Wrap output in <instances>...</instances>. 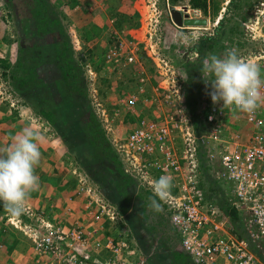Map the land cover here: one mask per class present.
Listing matches in <instances>:
<instances>
[{
    "label": "rangeland",
    "instance_id": "rangeland-1",
    "mask_svg": "<svg viewBox=\"0 0 264 264\" xmlns=\"http://www.w3.org/2000/svg\"><path fill=\"white\" fill-rule=\"evenodd\" d=\"M10 1L0 0V148L10 146L16 135L25 128H31L39 133L41 157L35 168L39 185L26 199L24 212L18 216L11 215L0 203V243L5 246L1 249L6 252V244H9L6 257L0 260V264H45L48 254H43L37 261L34 240L43 232L46 223L63 228L83 224L91 229L99 227L103 221L105 233L113 234L119 226L125 225L122 230L136 249V255L144 258L147 264H196L180 244V235L170 223L167 207L161 198L137 187L134 174L126 172L129 178L123 180L111 173L113 162L109 163L104 149L95 151L96 154L89 149L85 133L77 122L90 107L112 144L121 167L128 169L133 166L132 158L127 161L117 152L114 128H121L120 135H125V122L130 121V116L129 127L136 123L138 115L150 117L157 112L154 100L139 98L133 110L123 108L119 102L120 95L137 92L140 85L144 90L141 98L153 92L162 94L168 85L162 84L163 76L159 73L161 61L158 58H161L175 71L172 85H175L182 101L183 89L189 85L190 79L197 109L202 110L200 107L204 105L205 94L211 87V83L206 81L212 79L202 71L203 62L213 54L222 58L231 46L238 49L249 47L251 43L244 38V21L257 0H207L204 7L191 6L189 0H152L158 10V30L151 38L146 37L145 26L151 0H76L83 9L81 16L76 18L71 15L70 0ZM36 8L40 13L61 18L73 51L75 72L86 86L84 99L67 98L66 87L60 83V78L67 77L70 83L75 75L70 77L71 74L58 64L54 50L55 40L61 42L63 38L56 31L54 34L49 31L42 37L34 35V24L39 16L33 13ZM188 17L203 18L205 23H183L182 19ZM119 21L123 24L119 25ZM51 28L53 30L54 26ZM106 29L110 33L107 40ZM193 34L199 39L192 40ZM202 36H219L221 40L215 44L217 53L198 56L194 46ZM36 40L41 44V53L32 52ZM118 41L128 51L132 43L138 45L136 61L139 63L135 67H141V81L135 71H130L134 69L132 64L124 67L114 59L105 58L107 53L112 54V50L119 48ZM19 60L21 66L15 68ZM23 74L31 77L26 86L29 91L19 92L15 81ZM41 108L51 110L54 122L39 113ZM102 109H106L108 114L109 129ZM121 118L124 122L118 126ZM232 121V129H239L243 123L242 115L235 116ZM243 130H250V125L245 122ZM202 153L217 185L226 197L233 199L230 183L216 177V163L208 159L204 150ZM202 180L205 185L207 182L203 175ZM82 181L93 187L94 196L125 215L126 222L94 219L92 216L98 207L84 190H79ZM153 200L159 205V210L151 207ZM89 201L90 207L86 205ZM8 217L14 222L7 220ZM38 226H41L39 231L36 230ZM29 227L33 231L30 232L32 228ZM17 237L21 239L19 244ZM9 241L14 244L11 246L15 251ZM259 258L264 262V257Z\"/></svg>",
    "mask_w": 264,
    "mask_h": 264
},
{
    "label": "built area",
    "instance_id": "built-area-1",
    "mask_svg": "<svg viewBox=\"0 0 264 264\" xmlns=\"http://www.w3.org/2000/svg\"><path fill=\"white\" fill-rule=\"evenodd\" d=\"M148 11L146 37L151 38L158 30V10L152 0ZM243 29L244 38L251 44L244 49L230 45V49L237 51L241 59L257 63L264 79V0L255 2ZM136 47V42L131 44L130 51L119 45L105 58L114 59L122 66L132 64L135 70L130 71H135L141 81V67H135L139 63L136 61ZM158 59L161 61L159 73L163 76L162 84L168 85L162 94L153 92L141 98L144 90L140 85L137 92L119 97L123 108L130 110L138 98L154 100L157 112L150 117L138 115L131 127L130 116V121L125 122V135H120L121 128H114L117 152L127 161L133 160L130 170L123 168L124 171L134 174L137 187L150 194H154L152 185L155 180L162 175L172 177V187L166 198L161 200L167 207L170 223L180 235V244L196 264H264L259 258L264 257V104L249 113L223 107L222 101L213 104L210 97L200 107L206 112L202 122L198 121L197 129L193 115L172 85L176 76L174 69L166 60ZM261 92L264 95V89ZM101 113L108 123L106 109ZM237 115H242L243 123L239 129H232V119ZM119 122L118 126H122L124 121ZM245 122L250 125L248 131L243 130ZM109 126L110 123L106 127L109 129ZM203 150L208 159L216 163V177L230 183L233 199L229 201L242 214L246 237L230 230L227 216L207 194L200 167ZM79 190H84L98 207L92 216L94 219L124 222L125 215L94 196L93 187L88 183L82 181ZM91 201L86 203L88 207ZM7 220L12 221L11 217ZM104 225L103 221L99 227L90 229L83 224L63 228L46 223L43 232L34 240L35 253L38 254L36 260L48 254L45 264H147L144 258L136 255V249L122 230L125 225L119 226L113 234L105 233ZM40 228L38 226L36 230ZM93 252L99 254L94 255Z\"/></svg>",
    "mask_w": 264,
    "mask_h": 264
},
{
    "label": "clouds",
    "instance_id": "clouds-1",
    "mask_svg": "<svg viewBox=\"0 0 264 264\" xmlns=\"http://www.w3.org/2000/svg\"><path fill=\"white\" fill-rule=\"evenodd\" d=\"M195 34L192 40H198ZM202 71L212 77L213 104L222 101L223 107L242 112H253L264 104V79L260 66L241 59L235 50H229L222 58L211 55L203 62ZM210 99V98H209ZM39 133L25 128L16 135L10 146L0 148V203L14 216L25 210V201L39 185L35 168L40 162ZM172 187V177L162 175L155 180L152 189L155 196L166 198ZM151 207L159 210L155 200Z\"/></svg>",
    "mask_w": 264,
    "mask_h": 264
},
{
    "label": "trees",
    "instance_id": "trees-1",
    "mask_svg": "<svg viewBox=\"0 0 264 264\" xmlns=\"http://www.w3.org/2000/svg\"><path fill=\"white\" fill-rule=\"evenodd\" d=\"M171 1H176V0H171ZM4 2L11 3L10 0H4ZM189 3L191 6L204 7L207 4V0H189ZM70 7H71L70 12H71L72 17L76 18V17L81 16L83 9H81L80 4H78V2L76 3V0H70ZM33 13L39 15L34 24V35L36 37L38 36L42 37L44 34H46L49 31H52V33L56 31L63 38L61 39V42L58 40H55L56 45H55L54 50H55L56 56L58 57V64L62 65L67 73L71 74L70 77H73L75 75L74 81L70 83L67 81L66 79L67 77L60 78V83H62L66 87L65 94L67 95V98L73 99V98L80 97L84 99L85 94H86V86L83 83V81H81V77L75 72L77 70V67L76 65L73 64V61H74L73 51L65 35V30L63 28L61 18L59 17V15H58V18L57 16L50 17L45 12L44 13L41 12L42 13L41 14L37 8L33 10ZM113 13L117 15V12L114 11ZM118 24L122 25L123 21H119ZM53 26H54V29L52 30L51 27ZM219 40H221L219 36L216 38L213 36H204V37L202 36L198 44L194 46V49L197 50L198 56L200 57L201 55H204V54L208 55L207 53H212V52L217 53V48L215 47V44ZM33 49H34L32 51L33 53H36V52L41 53L42 48L38 40L34 41ZM17 64L18 66H16L15 68L21 66L20 65L21 60H19ZM194 67H195V64L192 68ZM194 70L196 71L197 69H194ZM31 74H33L32 71H31ZM65 75L66 74H64V76ZM30 78H31L30 75H27V74L26 76L24 74L18 76L17 80L15 81V87L18 89L19 92L27 90L26 86L29 84ZM188 81H189V85L185 88L186 90L183 89L184 90L183 91L184 102H185L187 109L193 115L195 127H197L198 129L199 125L197 123L198 121L202 122V119L206 111L205 109H202V110L197 109V104L195 103L196 97L194 96L195 93L192 92L195 90H193V88L191 87L192 81L190 79H188ZM210 88L208 89V91L210 90ZM208 91L204 97L205 102H207L209 98L211 97L208 94L209 93ZM39 113L42 116L47 117V119L50 120L51 122H54V118L51 115L52 114L51 110L41 108L39 109ZM77 123L78 125L80 124L82 125V126L80 125V128L85 133L87 144L88 146L91 147L89 149L92 152H94V154H96L95 151L104 149L106 152L104 154L105 156H107L109 163L113 162L116 164V166H113V163H112L113 169H111L110 172L113 173L119 179L128 180L129 176L124 171V169L121 167L120 160L116 158L117 154L113 150L112 144H110V141L108 140L94 111L89 107L87 112L85 111L81 115ZM107 151L109 153H107ZM97 155L103 156L102 153L100 154L97 153ZM200 156H201L200 167L202 168V175H203L204 180L207 182L205 183L204 181L205 185L207 184L205 186V189L207 190V194H209V196L213 198L215 203L220 207L223 214L227 216L230 230L241 237H246L244 222L242 220V214L240 210L236 208L233 204H231V202L229 201V198L226 197L225 194L223 193V189L219 187L216 183V180L213 179L212 175L208 171L209 163L205 160V158H203V153H200ZM218 191L221 192L220 195L218 194Z\"/></svg>",
    "mask_w": 264,
    "mask_h": 264
},
{
    "label": "crops",
    "instance_id": "crops-1",
    "mask_svg": "<svg viewBox=\"0 0 264 264\" xmlns=\"http://www.w3.org/2000/svg\"><path fill=\"white\" fill-rule=\"evenodd\" d=\"M97 11H98L99 14L101 15L100 10H97ZM134 28H135V27H134ZM103 29H104V28H103ZM105 31H106V33H104ZM105 31H104L103 33L105 34V36H106V40H107V37L110 36V35H109L110 33L108 32L107 29H106ZM107 35H108V36H107ZM106 40H105L104 42H106ZM98 41H102V40L98 39ZM102 43H103V42H102ZM102 43H101V44H102ZM126 65H127V64H126ZM126 65H124V67H125ZM131 72H132V71H131ZM2 205H3V204H2ZM2 208H5V207L2 206ZM2 208H1V209H2ZM4 210H5V209H4ZM3 212H4L5 214L8 213L7 211H1V213H3ZM71 215H72V214H71ZM125 218H126V216L124 217V221H125ZM125 222H126V221H125ZM22 230H23V229H22ZM29 230H30V229H29ZM31 231H33V230H31ZM17 240H18V241H17V244H19L18 242H20L21 239H19V238L17 237ZM9 242H10V241H9ZM17 244H16V245H17ZM11 245H14V244H13L12 242H10V247H12ZM2 247H5V246H2ZM7 247L9 248V244H8V246H7V244H6V248H7ZM8 248H7V251H6V252H5V250L3 251V250L0 248V260H3V259L6 257L5 254L8 252V250H9ZM11 249L15 251L14 247H12ZM10 254H11V253H9L8 255H10Z\"/></svg>",
    "mask_w": 264,
    "mask_h": 264
},
{
    "label": "water",
    "instance_id": "water-1",
    "mask_svg": "<svg viewBox=\"0 0 264 264\" xmlns=\"http://www.w3.org/2000/svg\"><path fill=\"white\" fill-rule=\"evenodd\" d=\"M183 23H188V24H198V23H205V19L203 18H183L182 19ZM178 23H181V21H179ZM32 228V227H29ZM33 229V228H32Z\"/></svg>",
    "mask_w": 264,
    "mask_h": 264
}]
</instances>
